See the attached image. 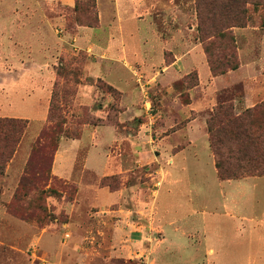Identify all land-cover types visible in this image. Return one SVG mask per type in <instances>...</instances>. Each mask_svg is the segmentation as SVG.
<instances>
[{
    "label": "rangeland",
    "instance_id": "1",
    "mask_svg": "<svg viewBox=\"0 0 264 264\" xmlns=\"http://www.w3.org/2000/svg\"><path fill=\"white\" fill-rule=\"evenodd\" d=\"M134 1L136 19L123 21L124 33L137 32V39L132 37L130 45L145 39L140 43L141 47L145 45L142 51L146 54L125 63L127 72H114L122 80L130 77L128 85L133 84L139 96L138 116L122 122L123 92L108 82L107 72H95L99 71L96 62L100 53L89 47L91 43L78 48L73 39L75 28L90 21L85 0H73L71 6L60 0H0V117L28 122L16 147L17 156L15 150L0 171V264H149L152 257L157 258L156 264H264V177L258 180L255 196L248 185L221 196L212 187L200 188L211 183L202 177L214 171L206 142L200 137L194 146L174 153L161 145L143 144L148 140L154 145L151 136L157 141L165 133L173 134L168 145L181 147L187 132L180 130L197 116L206 119L208 133V110H188L192 99L207 96L198 88L199 81L206 80L202 67L209 70L208 81L202 85L210 87L211 99L222 101L232 94L264 95V0ZM96 2L99 17L102 14L106 21L110 9L103 0ZM132 10L134 6L124 2L123 18L131 16ZM85 29L86 36L100 35L95 28ZM110 36L116 38L111 34L108 39ZM122 37L127 43L128 36ZM98 40L106 42L103 36ZM106 45L112 44L108 41ZM15 60L32 64L28 68L24 64L2 66ZM189 60L194 64L184 68ZM170 64L179 72L172 78ZM211 65L224 72L213 75ZM233 65L236 68H231ZM20 71L23 74L18 77ZM231 75L237 78L227 86L220 85L223 79L217 82L220 86H212V78ZM16 79L20 83H15ZM80 83L90 88L92 85V99L87 100L90 104L75 101ZM11 89L10 105L2 107V94L8 98ZM175 100L184 115L174 114L176 106L171 103ZM256 101L243 108L261 102L254 104ZM52 104L55 119L49 121ZM219 104L232 106L239 114L236 102ZM251 119L259 123L264 117L255 114ZM166 120L172 128L164 130ZM57 122L58 129H66L61 133L64 135L42 138V132L52 130ZM62 138H81L77 141L82 147L76 173L68 164L73 150L66 153L68 162L59 159L55 167L58 174L71 180L52 175V168L47 169L49 180L46 175H35L34 186L16 197L28 162L50 167ZM130 139L135 146H130ZM111 142H120L119 147H111L121 150L116 165L129 169L125 176L113 174L107 179L113 189L101 186L103 177L89 171L92 168L101 174ZM85 154L89 169L80 172ZM111 163L109 170L116 167L113 160ZM159 168L167 171L161 183ZM97 186L109 191L123 189L124 194L117 199L116 192ZM224 198L228 200L227 215L233 218L224 216ZM230 202L237 206L233 208ZM72 203L76 210L70 214L68 204ZM10 205L15 212L9 210ZM244 214L255 219L241 221L239 216ZM152 218L163 228L165 239H169L166 243L155 245V232L152 239H146ZM73 222L75 227L69 224ZM65 227L72 229L74 238L67 237L70 232L66 229L70 228Z\"/></svg>",
    "mask_w": 264,
    "mask_h": 264
},
{
    "label": "crops",
    "instance_id": "2",
    "mask_svg": "<svg viewBox=\"0 0 264 264\" xmlns=\"http://www.w3.org/2000/svg\"><path fill=\"white\" fill-rule=\"evenodd\" d=\"M46 1H52V0H46ZM63 3L67 4L68 6H71V4H73V0H60ZM104 4L106 6V8L110 9V13L108 14V18L106 21L102 20V14L101 17H99V25L96 27H86V26H77L75 28V33L73 34V39L79 44L78 48L84 47L85 44H89L90 46L95 47V50L98 51L100 53V58L99 60L96 62V65L98 66L99 71L95 70V72H107L106 74V79L108 80V82H110L111 84H113L114 86H116L117 88H119L122 92H123V97H122V102L121 105L124 107L123 111L120 113V118L123 120L122 122H129L132 121L133 119H135V117L138 116V106H137V102L139 100V96L136 92H134L133 90V84L128 85V80H131L130 77L128 79L122 80V78L117 75L116 73L114 74V72L116 70H119L121 72L124 73V71L127 72L126 68H125V63L128 62H133L136 61L139 58H142V55L144 57V54H146V51H142V49L145 47V45L143 47H141V43L140 40L142 42L143 39H140L137 42H132L130 45V40L133 38L137 39V32L134 31L132 33H124V26H123V21L124 22H128V21H132L134 19H136L135 15H134V11L136 8L135 5V1L134 0H103ZM125 3H129L132 4V6H134V10H132V15L129 16L128 18H123V15L126 14V12H123V5ZM97 4V2H96ZM110 6V7H109ZM124 14H123V13ZM130 18V19H129ZM126 20V21H125ZM140 20V19H139ZM105 22V23H102ZM4 26V25H3ZM3 28V27H2ZM85 28H95L96 30L100 31V35H98V33H93L90 34L89 36H86L84 34V30H86ZM4 31L5 30V26H4ZM6 34H8V32H6ZM115 35V37L110 36L111 38L108 39V35ZM128 36V42L126 43V40L123 39V35ZM105 38L106 42H110L112 45H106V42H99L98 38L100 39L101 37ZM8 37V36H7ZM32 39V38H31ZM114 39V40H113ZM96 41V42H95ZM146 41L145 39L143 40V42ZM6 44H7V39L5 40ZM10 44H8L7 46H9ZM5 50H8V48L6 47ZM5 52V51H4ZM28 52V49H27ZM150 52H152L150 50ZM149 53V52H148ZM6 63V62H5ZM3 63L2 66H13L14 68L18 67L19 64H24L25 68H28L32 62H22L20 61H12V63L7 62V64ZM177 62H175L174 64H176ZM192 62L189 60L186 65H184V68H187L188 66H191ZM13 64V65H11ZM174 64H170L168 66V73L170 75V77H175L177 76V73H179L177 70L174 69ZM21 65V66H22ZM107 66V69L105 66ZM38 66V65H35ZM127 66V65H126ZM105 67V68H104ZM113 67V68H112ZM90 67H88L89 70ZM103 69H105L106 71H102ZM202 69L205 71V76H206V80L205 81H199V85L198 88L202 89V94L207 95L206 97L200 99V100H194L192 99V101L188 104V110L190 113L192 112H201L203 110H208V113H206V118L210 116V113L213 112L214 107L219 104L220 102H224L226 100H230V101H234L236 102V106L235 109L238 113H240L241 111H243L244 109H246L247 107L243 108L244 106H247L249 104H251L252 102H254L255 100H263L264 99V95H260V93H250L248 94V96H244V97H239V96H235V95H231L230 97H225L224 100L220 99L222 101H218V98L216 99H211V89L209 87V89H205L202 85L203 83H206L208 81V76H209V70L205 67H202ZM86 72V70H84V73ZM23 72L20 71V76H22ZM100 75V74H99ZM105 77V76H104ZM113 77V78H112ZM237 77L235 76L234 78H232V75L229 77H216V78H212V86L214 88L220 86V85H224L227 83H229L230 81L236 79ZM7 79H3L4 82H7ZM223 79L222 83H220V85L217 86V82L218 80ZM10 80V79H9ZM19 81L21 80H14L15 83H20ZM12 82V81H11ZM9 82V83H11ZM13 83V82H12ZM130 83V82H129ZM126 84V85H125ZM120 85H122L121 88ZM91 89H92V85L91 88L86 85V84H79L76 90V95H75V101L76 102H85L86 104H90L91 102H88L87 100H91L92 99V95H91ZM14 90L11 89L10 95L7 98V95H3L2 94V107L6 104L10 105V99H11V94ZM88 91L90 93H88ZM169 97H172V95H170ZM90 98V99H89ZM227 98V99H226ZM109 98H106V102H109ZM215 101V103H214ZM257 101L254 103L256 104ZM178 101L175 100L172 101V105L176 106L175 107V111L174 114H176V116L178 117L179 114L182 115L183 113H179V111L181 109L178 108ZM259 102V101H258ZM177 111V112H176ZM101 111L97 110L96 114H100ZM172 112V111H171ZM189 113V114H190ZM184 115V114H183ZM171 116V115H170ZM190 116V115H189ZM189 116H187L186 118L188 119ZM125 119V120H124ZM127 119V120H126ZM170 122L169 120L165 121L166 126L164 127V130H166V127H170L172 128L171 125H168ZM143 127L144 125L140 124V128ZM206 119L202 120L200 119L198 116L197 117H192L188 120L186 127L184 130H180V131H184L185 133L187 132V135L184 137V144L181 147H178V145H168L167 144V140H169L173 134H171L170 136L165 134L159 138H157L155 141L153 139V137L151 136V141H153L154 145H152L150 142H148V140H146V143L143 144H147L152 146L155 145H161L164 148H168L171 149L172 152H176L179 149H183V148H187V147H192L195 145V143L197 142L198 138L200 137V139H202V142H206V148L208 150V154L210 157V161H211V166L213 167V173L207 174L206 177H202L204 179H210L211 183L209 185H201L199 184L201 190L202 187L204 189L206 188H210L212 187L213 189L216 190V192H218L221 196H225L226 195H232L235 191L245 187L246 185L250 186L252 189V195L255 196V188L257 187V183L258 180H260V177H264V175L262 176H245V177H241L238 179H220L215 167V163H214V155L210 150V145H209V137H208V133L206 131ZM140 131V130H139ZM166 132V131H165ZM117 134V133H116ZM163 134V133H162ZM151 134H149L150 136ZM81 138H62L60 140L59 143V148L57 150V152L55 153L54 156V161L52 164V175L55 176H59L61 178L67 179V180H71L68 179L64 176H61L60 174L57 173L56 171V165L59 159L65 160L66 162V156L67 154L73 150V153L71 155H69V160L70 162H68L69 166L71 167L73 173H76V163L78 161V152L80 150V147H82V145H78L77 141H80ZM64 142V143H63ZM157 142V143H156ZM130 146L133 147L135 145H133V141L130 139L129 140ZM72 144H75L74 146ZM73 146V147H72ZM113 146H120V142L119 145H117V142H111L110 146L108 147V152H107V156H106V161L104 162L105 167L103 169V171H101V174H97L95 173V171H93V169H89L88 167V156L87 154H85L84 159H83V168L82 171L80 172H85L89 169L90 172H94V174L98 177V178H102L105 176H109V175H113V174H123V176L126 175L127 171L129 169H124V167H119L116 164L119 163L120 161L118 160L119 158L122 157L121 154H119V148L116 147V151L111 150V147ZM67 153V154H66ZM18 154V150H16L15 152V156H17ZM175 155V154H174ZM111 160H113V164L116 165V167L112 170L108 169V166L111 165ZM146 162H153V160H146ZM145 162V163H146ZM155 162V161H154ZM169 162H172V158H169ZM108 169V170H107ZM107 170V171H106ZM157 174L160 177L159 178V182L161 183V180H164L167 177V171H163V169L159 168L157 170ZM158 182V183H159ZM97 188L103 189L106 187H100L97 186ZM107 189V188H106ZM218 189V190H217ZM108 190V189H107ZM109 191V190H108ZM156 190H154L155 192ZM100 192V191H98ZM109 192H116L118 194L117 199H120L122 197V195L124 194L123 189H119L116 191H109ZM228 202L227 198L223 199V208L225 210V206L226 203ZM236 203V202H234ZM75 203L72 204H68L70 205V210L68 211V213H72L74 212V210H76L75 208ZM231 206L233 208H235L237 206V204H233V202H230ZM102 207H106L105 205ZM228 210V209H227ZM112 212H115V214H118V211L112 210ZM224 216H230L231 218H233L234 216L232 215H227L226 210L224 211ZM241 221H246V220H254L255 218L250 217L248 218L245 214L242 216H239ZM153 219V218H152ZM119 221L118 219L116 220V222ZM149 225L147 226L148 230H150V235L148 237H146V239H152L151 233L155 232L156 235L153 236L154 238L158 237L157 239V243H155V245H159V244H164V242L166 243L169 239H165V232L163 231V228L159 225H157L153 220H149ZM70 226H74L75 227V223H69ZM117 226V224H116ZM73 227V228H74ZM65 228H70V227H65ZM114 229V228H113ZM70 231H72V229H66V232L69 233ZM114 232V230H113ZM238 232H242V228L239 227V231ZM65 233V231L63 232ZM115 233V232H114ZM158 234V235H157ZM64 235V234H63ZM68 238H74L73 235L70 232V235H67ZM58 236L56 237H51L50 239H57ZM52 242V241H51ZM210 251H212V249H210ZM153 254V253H152ZM149 264H156L157 258L152 257L149 258Z\"/></svg>",
    "mask_w": 264,
    "mask_h": 264
},
{
    "label": "trees",
    "instance_id": "3",
    "mask_svg": "<svg viewBox=\"0 0 264 264\" xmlns=\"http://www.w3.org/2000/svg\"><path fill=\"white\" fill-rule=\"evenodd\" d=\"M75 6L78 7L77 4ZM84 8L88 12L90 21L87 24H80V26L95 27L99 22L96 0H85ZM211 66L213 75L224 72V69L217 70L213 65ZM231 68H236V66L233 65ZM54 98L55 94H52L51 100ZM255 114L264 117V100L253 107L243 110L239 114L234 113L232 106L219 104L208 117L209 145L214 155V163L220 179H238L245 176L264 175V120L262 119L259 123H254L251 118ZM47 118L49 121L55 119L53 104L50 106ZM57 124L58 122L50 131L44 130L42 138L46 136L50 139H55L54 134L66 132V129H63V127L58 129ZM27 125L26 119L0 117V171H3L5 164L13 156ZM37 148H34V152L37 151ZM57 148L58 144L56 145L54 154ZM49 165L50 167L46 166V164L45 166L36 165L29 161L25 168V174L20 180V188L15 196L17 197L22 190L34 186L35 175H46L47 180H49L50 177L46 174V170L51 171L52 163ZM112 176L103 177L100 182L101 186L113 189V185L107 182V179ZM9 210L15 212L11 205Z\"/></svg>",
    "mask_w": 264,
    "mask_h": 264
}]
</instances>
